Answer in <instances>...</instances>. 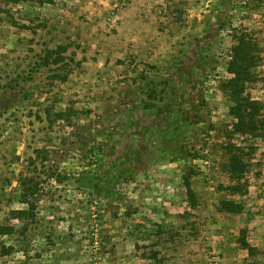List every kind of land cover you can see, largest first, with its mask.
Here are the masks:
<instances>
[{
    "label": "rangeland",
    "instance_id": "1",
    "mask_svg": "<svg viewBox=\"0 0 264 264\" xmlns=\"http://www.w3.org/2000/svg\"><path fill=\"white\" fill-rule=\"evenodd\" d=\"M239 39L257 61L255 117L235 132L222 86ZM58 46L63 62L44 66ZM190 68L197 89L176 75ZM179 103L195 114L180 136L193 198L186 162L162 150ZM22 174L39 185L32 206ZM1 226L0 264H264V0H0Z\"/></svg>",
    "mask_w": 264,
    "mask_h": 264
},
{
    "label": "trees",
    "instance_id": "2",
    "mask_svg": "<svg viewBox=\"0 0 264 264\" xmlns=\"http://www.w3.org/2000/svg\"><path fill=\"white\" fill-rule=\"evenodd\" d=\"M45 2L51 3L52 0H45ZM63 50V51H62ZM66 49L64 46H58L56 49H48L44 58V66L51 67L52 65L58 66L63 62L62 53L65 52ZM256 57L254 54V48L252 43L246 39H239L238 43L233 47V56L230 61V65L228 67V72L234 77L228 80L223 84V89L225 90L228 97L236 103L235 106L232 107V112L235 117L238 118V122L234 125L235 132L241 131L245 125L246 117H250V121L254 119V114L251 113V110L254 109V103L249 98L243 96L245 90V84L252 78L251 69L256 66ZM195 68H190L188 71L177 72V76L183 77L182 82L187 83L193 86L194 89H197V84L194 82V71ZM69 73L66 72L61 76H58L61 81H66L68 79ZM203 105L204 102H203ZM170 106V121L164 124V142L162 145V150L167 151L170 149L173 151L175 155V159L183 160L186 162V166L184 168L183 181L184 186L186 187L191 198L194 197L192 191V179L198 174V167L192 164L190 158L192 157L191 153L186 149L185 146L181 144L182 138L180 136L188 131V126L192 123L193 117L195 114H191L190 111H187L183 108L182 103H179L178 106ZM57 117L60 120H66L68 118L67 112H59ZM174 121V123L172 122ZM173 136L176 139L172 138ZM103 146L98 144L94 149L90 150L92 153L101 152ZM109 157L115 156L116 152L113 147L109 148ZM107 154V155H108ZM38 158L46 159L47 155L44 149H39L37 151ZM195 157V156H194ZM197 157V156H196ZM136 159V155H135ZM99 161V160H96ZM124 164V163H123ZM125 165L120 168V172L124 171ZM228 168L231 173H233L232 179L241 180L244 166L241 159L237 155H232L229 161ZM18 187L20 191V198L22 203L29 204L30 206L34 205L32 202V198H37L39 195V185L34 183L33 179L29 174H22L21 178L17 179ZM99 186V184H97ZM241 185L233 186L230 190L235 194H244L245 189H243ZM116 193L109 192V200L116 201L115 199ZM221 212H228L239 214L243 211V206L235 201H223L221 206L219 207ZM27 213L26 210H17L15 214L25 215ZM11 232L7 227H0V234L6 235ZM153 260H157V256L153 257ZM152 264V263H150Z\"/></svg>",
    "mask_w": 264,
    "mask_h": 264
}]
</instances>
